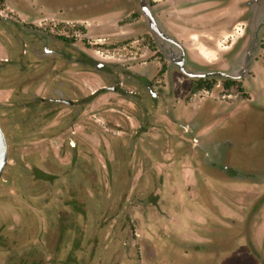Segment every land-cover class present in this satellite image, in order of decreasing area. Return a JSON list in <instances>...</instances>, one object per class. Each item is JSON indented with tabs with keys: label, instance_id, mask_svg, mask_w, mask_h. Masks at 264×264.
Returning a JSON list of instances; mask_svg holds the SVG:
<instances>
[{
	"label": "flooded vegetation",
	"instance_id": "1",
	"mask_svg": "<svg viewBox=\"0 0 264 264\" xmlns=\"http://www.w3.org/2000/svg\"><path fill=\"white\" fill-rule=\"evenodd\" d=\"M94 7L95 15L74 18L95 17L105 28L142 29L145 53L102 56L75 36L54 32L50 13L60 18L69 9ZM263 98L264 0H78L36 12L0 0V125L9 143L0 185L17 187L18 177L7 175L15 157L10 144L29 134L47 141L36 156L56 159L54 168L35 164L18 170L28 188L22 197L26 213L38 214L37 209L43 217L35 221L34 238H27L26 247L13 238L19 228L0 220L3 264H84L80 253L92 243L93 258L98 235L87 238L90 205L120 206L106 218L115 219L126 205L164 203L161 188L170 175L153 166L163 155L175 156L171 162L187 157L209 168L205 174L210 179L228 186L224 197L216 198L220 204L226 194L230 199L237 178L242 184L264 185V169L250 170L248 177L226 163L236 145L226 128L236 124L235 114L245 108L260 110L264 119ZM174 173L181 182L183 171ZM139 185L144 196L136 192ZM56 186L66 198L57 217L48 206ZM43 194L48 195L41 198ZM256 199L251 213L230 218L239 232L227 228L231 234L216 237L212 263L232 264L225 260L228 245L239 237L264 264L260 246L246 231L264 206V191ZM160 256L148 263L159 264Z\"/></svg>",
	"mask_w": 264,
	"mask_h": 264
},
{
	"label": "rangeland",
	"instance_id": "2",
	"mask_svg": "<svg viewBox=\"0 0 264 264\" xmlns=\"http://www.w3.org/2000/svg\"><path fill=\"white\" fill-rule=\"evenodd\" d=\"M77 1L7 0V3L11 2L24 10L36 12L39 8L54 3L68 5ZM96 11L95 7L84 12L69 9L66 13L67 16L60 18L57 13H50L51 25L55 33H69L71 37H76L77 42H84L99 49V54L102 56L132 58L145 53L142 29L129 30L116 25H113V28H105L98 25V20L95 17L88 21L74 18L82 13H84L82 15H95ZM196 45L200 49L204 50L205 48L200 43H196ZM204 96L209 97L210 95L201 94L202 98ZM233 105L235 106V104ZM260 105L264 106V104ZM234 117L236 124L226 129H229V135H233L232 137L235 138L236 145L231 146L235 147L233 153L230 154L232 160L230 163L227 161L226 163L232 164L237 172L241 170L242 176L249 177L250 170L255 169V172H258L264 169V119H261L260 110L249 108L238 110ZM103 130H106L104 125ZM106 131L112 133L111 130ZM257 139L259 141L256 144ZM10 145L15 157L10 161L7 175L12 176L13 180L14 176L18 177V184L16 188L12 184L10 186V183L8 186L0 185V220L1 223L7 221L8 227L19 228L20 231L18 234H14L13 238L17 239L19 243L21 241L22 247H26L27 238L29 236L31 239L34 238L32 233L34 223L42 214L37 209L35 212L37 211L39 215L26 213V202L22 197L28 188L25 175L19 173L18 170H23L22 167L25 165L29 167L35 164H44L54 168L56 159L45 157V155L36 156L35 150L46 149L47 141H38L31 134L26 139L14 141ZM168 147L174 148V142L169 141ZM16 151L17 153H15ZM16 156L18 157L16 158ZM161 159V162L154 159L153 166L157 172L167 169V174L170 175L166 186L161 188V195L165 199L164 203L158 204L156 207L153 204L140 203L134 206H123V210L118 214L120 219L118 215V217L115 216V219H106L119 212L120 206L116 204L90 205L87 238H92L95 235L98 237L97 240L94 239L96 240V253L93 258L90 257L93 243L87 245V250L80 253V256L85 260L84 264H149V261L157 260L160 253L159 264H183L184 262H188L187 264H221L219 260L211 262L215 256L213 251H215L216 237L224 232L231 234L224 230L230 229L232 233L239 232L238 224H236L237 227L230 225V218L238 217L241 211L245 210H248V214L251 213L257 202L256 198L264 191V185L242 184L240 181L243 180L237 178L231 184L230 199H228L229 194H226V201L220 204L217 203L216 198L224 197L223 190L228 189V186L210 179L205 174L206 172L210 173L209 168L204 169L200 162L195 163L187 157H183L177 162H171L169 160L175 159V156L168 154V156L163 155ZM177 168L178 171L181 170L184 173L181 182H177V174L174 173ZM140 181H143V176ZM155 189L157 190L156 187ZM136 192L140 196H144L143 185H139ZM47 195L43 194L41 198H45ZM241 196L245 197L241 198ZM52 197L53 200L48 205L49 212L57 217V210L60 208L64 210L65 190L56 186L52 189ZM26 199L29 200V197ZM128 218L131 219V223L127 221ZM162 218L164 223H162ZM254 219L252 216V220L248 221L246 231L250 236L252 235L253 243L260 246L258 247L260 256L264 257V247H261L264 239V206ZM237 222L239 223V221ZM159 226L164 228L162 232L158 231ZM238 238L228 245L231 251L226 253L225 260L232 264H260V260L249 253L248 246L246 247L243 240ZM180 244L184 246L178 248L177 245L180 246ZM196 246L200 248L197 249ZM159 247L160 249L164 247V251L160 252ZM152 251L155 252V256ZM5 256L6 253L1 251L0 264H3Z\"/></svg>",
	"mask_w": 264,
	"mask_h": 264
},
{
	"label": "water",
	"instance_id": "3",
	"mask_svg": "<svg viewBox=\"0 0 264 264\" xmlns=\"http://www.w3.org/2000/svg\"><path fill=\"white\" fill-rule=\"evenodd\" d=\"M8 150L9 143L6 138L5 132L0 125V177L8 163Z\"/></svg>",
	"mask_w": 264,
	"mask_h": 264
}]
</instances>
